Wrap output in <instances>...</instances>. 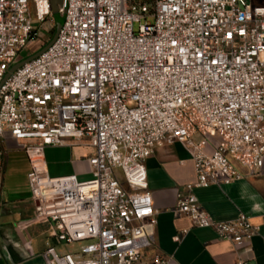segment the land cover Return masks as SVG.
Returning <instances> with one entry per match:
<instances>
[{"label": "built area", "instance_id": "1", "mask_svg": "<svg viewBox=\"0 0 264 264\" xmlns=\"http://www.w3.org/2000/svg\"><path fill=\"white\" fill-rule=\"evenodd\" d=\"M59 12L54 42L3 81L54 13L51 0H0V144L12 138L28 155L35 220L52 227L48 263L169 264L151 251L147 159L176 142L196 179L177 189L175 214L248 245L260 232L252 216L216 220L195 190L264 168V4L61 0ZM83 139L92 177L51 176L46 147Z\"/></svg>", "mask_w": 264, "mask_h": 264}, {"label": "crops", "instance_id": "2", "mask_svg": "<svg viewBox=\"0 0 264 264\" xmlns=\"http://www.w3.org/2000/svg\"><path fill=\"white\" fill-rule=\"evenodd\" d=\"M41 47L37 44L27 56H33ZM93 152L88 139L48 146L45 149L48 173L51 176L75 173L80 180H88L92 177L88 157ZM30 168L26 151L14 139L7 138L0 144V264H49L46 244L41 245L39 239L42 236L48 239L51 231L40 229L41 224L48 222L35 220L28 179ZM147 169L158 221L153 253L166 256L169 264H235L238 260L264 264V168L256 174L241 168L245 173L243 179L195 190L202 207L214 219L230 220L242 211L260 226L259 234L241 248L220 239L213 229L193 227L187 217L175 214L177 189L196 179L194 162L181 143L158 148L147 159ZM183 229L187 233L175 241L174 237Z\"/></svg>", "mask_w": 264, "mask_h": 264}, {"label": "rangeland", "instance_id": "3", "mask_svg": "<svg viewBox=\"0 0 264 264\" xmlns=\"http://www.w3.org/2000/svg\"><path fill=\"white\" fill-rule=\"evenodd\" d=\"M253 4L254 5L264 4V0H253ZM58 8H59V6H58ZM31 18L33 20H35L34 14H32ZM63 22H64V16L60 12L54 13L53 17H51L50 20L46 21L45 23L36 22L35 26L39 32H43V38L41 40L31 41L28 45V48L26 50H24L21 53V56L16 59V63H21L24 60H26L29 57V56H27L29 50L33 49L37 44H41L42 41L44 42V45L40 48V50L46 48L51 43V41H54L56 39L58 32H59L61 26L63 25ZM117 176L119 177V179L121 181H124L121 171L117 172ZM40 229L43 232L46 231L47 233H49L52 230V227H51L50 223H44V224L40 225ZM41 239H42V241H41ZM41 239H39L40 240L39 243H41V245L44 246L47 238L42 236Z\"/></svg>", "mask_w": 264, "mask_h": 264}, {"label": "water", "instance_id": "4", "mask_svg": "<svg viewBox=\"0 0 264 264\" xmlns=\"http://www.w3.org/2000/svg\"><path fill=\"white\" fill-rule=\"evenodd\" d=\"M61 3V0H51V4H52V10L53 13L59 12V4ZM54 41H51V43L44 49L40 50L39 52H37L36 54H34L33 56L28 57L26 60H24L21 63H16L15 65H13L10 70L7 72L5 78L3 81L7 80L9 78V76L17 69L19 68L21 65H23L24 63L32 60L33 58L39 56L42 52H44Z\"/></svg>", "mask_w": 264, "mask_h": 264}]
</instances>
